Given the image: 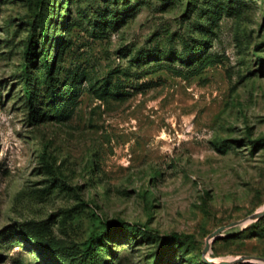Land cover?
I'll return each mask as SVG.
<instances>
[{"label": "rangeland", "instance_id": "obj_1", "mask_svg": "<svg viewBox=\"0 0 264 264\" xmlns=\"http://www.w3.org/2000/svg\"><path fill=\"white\" fill-rule=\"evenodd\" d=\"M263 206L264 0H0V264L264 258L211 237Z\"/></svg>", "mask_w": 264, "mask_h": 264}, {"label": "trees", "instance_id": "obj_2", "mask_svg": "<svg viewBox=\"0 0 264 264\" xmlns=\"http://www.w3.org/2000/svg\"><path fill=\"white\" fill-rule=\"evenodd\" d=\"M40 30H41V35L43 36L44 40L42 42V49H41V53H42V58L45 59V62H44V68L46 69V72L48 73L49 76H52L53 75V65H51L48 61V58H49V49L46 48V41H47V38L49 36V27L48 25H46V22L44 21L43 18H41L40 20ZM37 43L34 39L31 40L30 44H29V47L27 49V52H26V59H27V66L30 65V61H37V56L38 55V52H37ZM34 64H37V62H35ZM25 90H26V93L27 95L29 96V99H30V102L33 101V92L30 88V85L28 83H26V86H25ZM120 223H123V222H120ZM29 238L33 239L32 236H29ZM104 239H102L101 237V234H97L93 237H91L89 240H87L84 244L85 246V250H86V255L91 253V256L93 255V250L94 249H100V245L101 243H103ZM106 241V239L104 240ZM98 255L101 254L100 253H97ZM161 260V256L158 257V260L159 261ZM90 262L93 263V261L90 259Z\"/></svg>", "mask_w": 264, "mask_h": 264}, {"label": "water", "instance_id": "obj_3", "mask_svg": "<svg viewBox=\"0 0 264 264\" xmlns=\"http://www.w3.org/2000/svg\"><path fill=\"white\" fill-rule=\"evenodd\" d=\"M264 216V208H262L261 210L256 211L255 213L251 214L248 218L242 220V221H238V222H233L231 224H229L228 226H221L219 227L217 230H215L212 234L211 237H213L214 239L219 237L218 235L224 231L227 227L230 226H234V225H238L242 222H246V221H256L258 220L260 217ZM210 248V244L209 242H207L206 247L204 249V254L207 253V251ZM204 259L207 262H210L212 264H229L232 262H239V261H260V262H264V258L263 257H254V256H242L240 258H235L233 261H228V260H220V261H214L209 259L206 255H204Z\"/></svg>", "mask_w": 264, "mask_h": 264}, {"label": "bare ground", "instance_id": "obj_4", "mask_svg": "<svg viewBox=\"0 0 264 264\" xmlns=\"http://www.w3.org/2000/svg\"><path fill=\"white\" fill-rule=\"evenodd\" d=\"M262 208H264V206H263ZM260 210H261V209H260ZM243 223H248V221H246V222H242L241 224H243ZM209 258H210L211 260H214V259H212L210 256H209ZM224 260L231 261V260H234V259H224Z\"/></svg>", "mask_w": 264, "mask_h": 264}]
</instances>
